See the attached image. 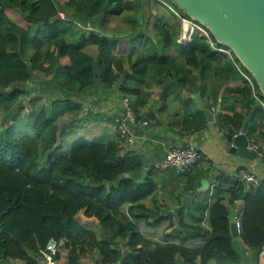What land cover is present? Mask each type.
<instances>
[{"label": "trees", "instance_id": "16d2710c", "mask_svg": "<svg viewBox=\"0 0 264 264\" xmlns=\"http://www.w3.org/2000/svg\"><path fill=\"white\" fill-rule=\"evenodd\" d=\"M153 3L159 2L0 0V264H43L40 252L50 241L57 244L55 262L64 259V264H83L88 256L98 264H238L228 215L239 201L240 240L257 257L264 251V182L246 187L238 179L226 188L221 179L214 200H196L195 217L187 223L183 210H175L205 175L198 170L202 161L182 174L185 186L171 194L174 199L168 205L154 194L153 179L138 183L131 177L142 170V163L123 157L116 141L78 143L67 155L50 158L61 148L57 123L81 112L74 99L118 91L122 99L135 98L130 106L137 113L151 81L175 82L188 95L179 99L185 108L193 94L217 106L219 92L227 85L226 101L220 102L227 113L220 119L226 133H240L253 111L248 135L258 129L264 135V99L252 76L234 56L231 60L221 55L215 48H223L216 43L212 47L198 33L183 47L177 43L176 23H162L161 16L149 25L143 17ZM111 18L123 19L128 34L105 35ZM34 73L45 76L48 101L33 112L29 126L22 117L27 95L23 87ZM241 74L251 79L253 90ZM121 77L124 82L118 85ZM230 83L242 85L232 89ZM231 100L234 104L226 108ZM238 106L245 109L243 114L236 112ZM203 127L204 121L198 125ZM42 155L50 166L39 170ZM140 223L151 228L166 223L165 231L175 233L159 243L140 233Z\"/></svg>", "mask_w": 264, "mask_h": 264}, {"label": "crops", "instance_id": "0c3cea01", "mask_svg": "<svg viewBox=\"0 0 264 264\" xmlns=\"http://www.w3.org/2000/svg\"><path fill=\"white\" fill-rule=\"evenodd\" d=\"M219 53L231 60L233 59L232 54L226 50H220ZM241 75L248 81L253 90L251 79L247 75ZM123 82L124 78L121 84H123ZM213 83L212 81L209 84L212 85ZM149 84L150 86L144 89L141 96L145 104L142 107L138 106V112L136 113L139 121L147 125L126 124V122H124L125 116L122 106L123 99L118 91H112V93L109 94L111 97L108 100H102L106 97L100 98L102 103L99 104V114H102V116H90L91 114L86 110L84 112L85 114L82 113L81 119H84L83 115H87L89 118H86L85 123H81L83 131L80 136L84 135V139L81 142H87V140L92 138L104 137L106 138L105 140H108L107 142H118L122 148L121 155L123 157H135L140 159L143 168L138 174L131 177L137 178L138 183L153 179L156 183L154 194H159L158 200L161 204H163V202L168 205L171 204L174 199L171 197V194H179L185 186V179L182 177L181 173L177 171L158 173L154 170L155 164L164 160L171 149L194 147L200 154V161L202 162L199 164L198 170L206 173L203 178L198 180V183L202 180H206L208 182V190L206 192H197L195 197L192 195L193 191L186 194L191 197L192 205H194V202L199 200V198H206L208 201L212 202L214 200V189L220 180L224 178L226 180L225 187L231 188L238 179L241 180L239 173L242 170L247 171L248 174L259 179L260 182H264V161L260 160L258 157L252 161L238 157L234 153L233 138L239 133L230 136L226 133L227 128H225L223 124L210 122L206 115L198 109L193 99L195 97L200 98L204 108L213 115L216 114L219 108L221 119L222 115L227 114L225 111H221L220 106L222 98L226 101L227 94L225 90L227 85H224L219 92V104L217 106L212 107L211 101L202 99L199 94H193L190 96L192 102L185 108L180 104L179 99L186 100L188 95L183 92L181 87H175L167 99L162 101L161 93L166 85L159 81H151ZM241 85V83H230L228 87L234 89ZM90 95L92 94L88 96ZM232 98H234V96H232ZM87 100L88 99H85L84 102ZM129 101L131 103L135 101V98L132 97ZM91 104H93V102H91ZM229 104H234V100L226 102V108L230 107ZM106 108L109 109L108 112L105 111ZM236 112L243 114L245 109L238 106L236 107ZM250 113H253L252 117H254V112L252 111ZM202 121H204V127L199 129L198 125ZM252 121L253 118L249 124L248 130ZM257 123L259 124L260 122L258 121ZM121 125H125L133 135L135 141L132 146H127L118 136V129ZM262 132L263 129H258L249 137L247 131L249 145L254 143L264 149V135H261ZM245 186L248 187L250 184L245 183ZM182 199L176 210H183L182 214L184 221L189 223L195 216L193 211L190 212L181 208ZM224 199L223 204L228 207V196H225ZM149 205L150 203L147 202L146 206ZM176 210L175 212H177ZM231 210H235L237 212L235 218L241 220L243 202H237ZM165 227L166 223L159 226L161 234L159 236V233L156 234L151 240L163 243L166 237L174 235L175 232L173 230L165 231ZM234 246L240 255V262L238 264H264V259L260 255L258 257L253 255V253L242 244L240 237L234 238ZM64 263V259L56 262V264ZM83 264H98V260L94 256H88L87 259L83 261Z\"/></svg>", "mask_w": 264, "mask_h": 264}, {"label": "water", "instance_id": "95a60500", "mask_svg": "<svg viewBox=\"0 0 264 264\" xmlns=\"http://www.w3.org/2000/svg\"><path fill=\"white\" fill-rule=\"evenodd\" d=\"M183 14L202 26L221 48L229 50L241 66L252 76L264 99V0H170ZM97 74L100 69L96 64ZM123 77L118 80L121 85ZM176 83L164 86L161 100L165 101L173 92ZM210 122L221 124L219 108L215 115L208 112L200 101L193 98ZM253 113H250L243 123L240 133L233 138L234 153L244 160L257 159L249 149L247 131ZM208 182L202 180L196 184L192 195L206 192ZM181 208L190 212L193 210L189 195L182 199ZM180 209V208H179ZM178 211V210H176ZM236 211L230 210L228 219L233 238H238L235 217ZM179 230V228H177ZM188 231L185 230V233Z\"/></svg>", "mask_w": 264, "mask_h": 264}, {"label": "rangeland", "instance_id": "374dc122", "mask_svg": "<svg viewBox=\"0 0 264 264\" xmlns=\"http://www.w3.org/2000/svg\"><path fill=\"white\" fill-rule=\"evenodd\" d=\"M159 3L157 5L152 4V9L150 10V13L143 17V19H149V25H153L155 20H158L161 16L164 17L163 22H168L169 24L176 23L178 25V30L180 29L179 20L183 17L182 14L178 12V10L170 3L169 0H155ZM184 18V17H183ZM140 22H142V16L140 15ZM151 27V26H150ZM107 32L105 35L108 37H114V36H124L129 30L128 24L124 22L123 19L118 18H112L111 20H108L106 25ZM116 30V34L112 31ZM200 29H198L199 31ZM119 31L121 33H119ZM203 30H200L199 33H202ZM85 35H88V30L84 31ZM225 50V49H224ZM227 52L231 53L229 50H226ZM90 53H93V51H90ZM232 54V53H231ZM233 56V55H232ZM233 58V57H232ZM23 89L27 92V95L24 98L23 104H26V109L22 113V117L25 120V125H31L32 122L31 117L34 115L33 112L39 111L42 107H44L46 102L48 101V97H46V93L48 90V87L45 85V76L41 73H34L32 80L27 83ZM89 94H85L82 97L77 98L74 101L80 105L81 112L70 114L69 116L60 119V121L57 123V126L59 128V140L58 144H60L61 148L51 156V159L59 158L60 156H65L69 153L70 149L78 144L82 143L84 139V135L80 136L81 132L83 131L81 123H85L87 115H83L84 119H81L82 113L89 112L91 114L90 116L94 115H100L99 114L100 108L99 104L102 103V100H108L111 95L107 94H92L88 96ZM97 97V98H96ZM106 97V98H103ZM100 98H103L102 100ZM85 99H88L86 102H84ZM130 99V98H129ZM129 99L127 98V101L130 103ZM124 101L123 99L122 106L124 109ZM31 102V103H29ZM93 102V104H91ZM111 104V102H110ZM108 108H106L105 111L108 112ZM85 114V113H84ZM86 116V117H85ZM89 118V117H88ZM82 120V121H81ZM3 127V123L0 119V128ZM62 133H65V136L61 139ZM20 134V133H19ZM18 135V133H17ZM106 138H92L87 140V142L90 143H105L108 140H105ZM39 170L47 169L50 166L49 158H47L46 155H42L40 157L39 163H38ZM81 223H84L82 219L80 220ZM87 223V222H86ZM139 230L140 233L148 238L152 239L153 236L158 234V236L161 234L160 228H151L147 226L145 223L139 224Z\"/></svg>", "mask_w": 264, "mask_h": 264}, {"label": "built area", "instance_id": "2783aa9c", "mask_svg": "<svg viewBox=\"0 0 264 264\" xmlns=\"http://www.w3.org/2000/svg\"><path fill=\"white\" fill-rule=\"evenodd\" d=\"M180 32L177 43L180 46L187 47L192 42L194 34L198 33L202 37L208 38V42L212 47H215V42H212L210 39L208 32L205 28L197 24L195 21L189 18H180L179 20ZM198 29L203 30L200 34ZM216 51L224 50V49H216ZM124 122L130 125L139 124L141 126L147 125L144 122L139 121L138 115L132 109L129 102L127 100L124 101ZM119 137L122 139L127 146H132L134 144V137L129 132L128 128L125 125H121L118 129ZM250 151H252L256 156L264 161V149L260 148L258 145L251 143L249 145ZM200 161V154L194 147L188 148H176L171 149L167 153L164 160L158 162L154 166V170L159 173H166L169 171H177L178 173L185 174L192 170ZM241 180L250 185L258 186L260 184L259 179L248 174L247 171L242 170L239 173ZM235 227L237 234H240L241 224L240 220L235 218ZM57 253V244L54 241H50L47 244L45 250L40 252L44 262L43 264H56L54 257ZM260 256L264 259V251L260 254Z\"/></svg>", "mask_w": 264, "mask_h": 264}]
</instances>
